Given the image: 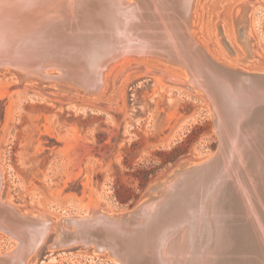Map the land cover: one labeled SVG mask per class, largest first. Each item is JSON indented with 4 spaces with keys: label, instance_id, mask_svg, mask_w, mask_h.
I'll list each match as a JSON object with an SVG mask.
<instances>
[{
    "label": "bare ground",
    "instance_id": "bare-ground-1",
    "mask_svg": "<svg viewBox=\"0 0 264 264\" xmlns=\"http://www.w3.org/2000/svg\"><path fill=\"white\" fill-rule=\"evenodd\" d=\"M193 2L0 0V65L14 67L23 81H46L55 86L63 82L64 88L73 87H67L73 94L79 90L95 94L102 89L114 63L124 55L159 58L183 70L184 88L197 89L204 98H210L220 128L219 141L227 151L211 172L206 173L204 167L198 173L182 170L163 182L129 220L92 210L91 214L58 225L45 215H24L0 197V231L17 242L16 248L0 258L3 264H24L27 255L57 228L58 237L65 242L71 240L77 223H85L79 225L84 229L82 233L101 226L102 220L115 221L116 228L135 229L134 223L151 220L161 206L177 200L174 196L179 189L182 192L178 193L187 197L182 204L185 210L175 218L176 223L167 224L170 232L158 227L155 238L136 258L137 264H173L174 260L180 264L182 260H186L184 264H264V165L260 170L256 163L253 169V154L245 141L249 128L254 136L262 128L264 138V72H243L212 57L189 32ZM245 8L241 5L236 14L242 41ZM243 42L251 48V41ZM47 69H56L58 74L52 75ZM213 91L222 109H226L222 123L219 110L216 114ZM247 149L251 161L245 157ZM235 186L243 194V207L235 202ZM242 218L250 230H246L247 239L236 243L233 252H239L240 257L235 259L229 249L230 229ZM253 224L257 232L254 237ZM103 236L114 243L109 246L114 258L120 264H129L115 246L119 230Z\"/></svg>",
    "mask_w": 264,
    "mask_h": 264
},
{
    "label": "rangeland",
    "instance_id": "rangeland-1",
    "mask_svg": "<svg viewBox=\"0 0 264 264\" xmlns=\"http://www.w3.org/2000/svg\"><path fill=\"white\" fill-rule=\"evenodd\" d=\"M246 2L241 25L251 48L231 22ZM219 20L233 53L217 36ZM189 25L216 60L264 72V0H195ZM183 76L159 58L124 55L97 93L68 96L54 83L21 82L16 71L0 68L1 199L24 215L56 222L89 209H133L158 180L181 163L203 160L217 145L208 103L197 89L183 87ZM116 196L129 199L121 204ZM47 235L24 264H116L93 246L54 247L56 233ZM16 246L0 231V254Z\"/></svg>",
    "mask_w": 264,
    "mask_h": 264
},
{
    "label": "water",
    "instance_id": "water-1",
    "mask_svg": "<svg viewBox=\"0 0 264 264\" xmlns=\"http://www.w3.org/2000/svg\"><path fill=\"white\" fill-rule=\"evenodd\" d=\"M193 1L195 2V0H193ZM194 2H193V6H194ZM247 2L241 4V5H245L247 7V8H245L246 9L245 10L246 13H247V9H248V3ZM235 14L236 13H234L232 15L231 22H232V25H233V27L235 29L237 39L240 40L241 37H242V32H241L242 29L240 28L238 17ZM216 30H217V36H219V38H220L219 40L223 44L225 50L229 54L233 53L232 48L229 46V44L224 39V36H223V33H222V22L220 20L216 24ZM6 67L10 68L11 70L16 71V74L19 77L20 81L21 82H25L20 77V73L14 67L0 65L1 69L2 68H6ZM51 70H55L57 72L55 74L51 73L52 75H57L58 74V70L49 69V71H51ZM37 82H38L37 85H43V84H47L48 85V83L46 81H44V83L41 82V81H37ZM65 87L66 88H64V83L63 82L60 85H56V88L58 90L66 92L68 96H71L73 94V92L68 90L67 87L70 88V89H73V87L66 86V85H65ZM79 93H81L80 90H79ZM213 94L215 96V98H213V101H214L215 106H216V109H215L216 110V114H218V110H219V112H220L219 113V117H220L219 121H220V123H222V121H223L222 118H224V112L226 114V109H222L221 104L218 102L219 96L217 97L215 92ZM85 95H90L91 96L93 94H88V93L85 92ZM202 99H204L205 102L206 101L209 102V104H210L209 109H210L211 115L213 117L214 134H215L216 139H217V145L215 147L214 152L211 153L210 155H208L207 157H205L203 160H201L199 162H195V163L194 162H191V163L184 162V163L179 164L174 170H172L162 180H158L154 185H152L146 191V193L143 195V197L141 198L139 203L133 209H131V210L127 211V212L120 213V214H110V213L104 211L102 208H99L100 210L108 213L109 215H112L113 218H119V220H125L128 217H129L128 220L132 219V218L135 217V215L137 213H139V211L142 209L143 205L146 203V200L148 198V194L151 193L152 191H154L155 188L161 186L163 184V182L169 181L170 179L175 178L178 172H180L182 170L190 169L192 171V173H198V169H200L202 167H204L206 169L205 170L206 173L207 172H211V170H213V167L215 166L216 161H218V160L220 161V159L224 158V156L227 154V151H226V148H224L223 141H221V143L219 141L220 137L218 136V132L220 131V128L218 126V120L217 121L215 120L214 109L212 107L211 100H210V98H204V97ZM258 129H259V134H257L256 136L251 135L249 133L252 130L251 128L247 129L246 130V132H247L246 135H248V136H247L245 141L248 144V148L251 147L250 151L253 154V169H256L257 166L259 165V169L261 170V169H263V165H264V151L262 152V150H264V142H263L262 139H264V138H262V135H263L262 128H258ZM220 144H221V147H220ZM251 153L248 152V149L245 152V157L246 158L249 157L248 159H250V161L252 160ZM256 163H258V165ZM256 175L258 176V174H256ZM184 188L187 189V186L184 187ZM179 190L182 192L181 189H179ZM178 191L175 192L176 194L174 196V198H176L177 200H173V201L171 200L170 202L168 201L166 204L161 206L162 207L161 210L159 209L157 212L155 211L156 212V216L151 218V220H149V221H139L138 223H134L133 226H137V228H135V229H126L124 227L116 228V222L115 221L102 220L101 221V226H97V227L93 226V228L90 231L87 230L86 232L82 233L84 229H82L79 225H84L85 223H77V224L74 225V229H73L74 234L71 236V240L69 242H65V241H63L62 239H60L58 237V232L60 231L59 228H57L56 230H52V231H54L56 233V237H55V239H54V241L52 243V246H54V247H59V246L60 247H69V246H74V245H77V244H79V245H81L83 247L93 246L96 251L107 252L108 255L112 258V260L116 264H120L119 261L116 260L114 258V256L112 255L111 249H109V246L114 244V243L111 242L110 240L106 239L103 236V235H106L107 232L113 234V233L118 232V230H119V237H118V239L114 240L115 241V246H118V250L120 251L121 256H123L125 258V260L129 264H137V262H136L137 259L136 258H139L141 256V253H142L143 248L146 245V243L149 242V241H152V239L155 238V236L159 232V228L158 227H162L161 228L162 230L164 229V230H168V232H170L172 229H169V226L167 224L168 223H170V224L176 223V219L178 217H180L181 214L183 213V211L185 210L183 208L184 205L182 206V204L186 201L187 197H185V193L180 195L178 193ZM234 194H236V198H235ZM234 194H233V196H234L235 202L238 204V206L243 207V201H244L243 194H241V192L239 191L237 186H235ZM89 210L84 211L83 214H81L82 213L81 212V213L77 214L76 216L67 214L66 216H63L57 222L52 217H50L48 215H47V217L50 218L55 224L61 225L63 221L64 222H68L70 220H73L72 218H76L78 216H84V215L91 214L92 210L91 211H89ZM244 223L246 224L247 221L245 220V218H242L241 222H236L235 223V225H237V226H235L234 229L231 226V229H230V231H231V238H230L231 245H230L229 249L232 252H233L234 248H236V243L238 244L239 242L243 241L242 240L243 238L244 239L246 238V236L248 234V233H246V230L248 228L250 230L249 224L245 225ZM178 225L179 224L177 223V226ZM244 225H245L246 228H244L245 230L242 231L241 228ZM77 227H80V228L77 229ZM176 229H177V227H176ZM256 234H257V232L256 231L254 232V224H253V237ZM43 242L39 245V247L43 244ZM6 252L7 251H5L4 253L0 254V258L4 257ZM31 254H33V251H31L27 256H29ZM232 256H235V259H237V257H240V254H239V252H233ZM177 261L178 260H174L173 264H180ZM185 261L186 260H182V264H184ZM153 262H156V261H153ZM3 263H4V261L0 260V264H3Z\"/></svg>",
    "mask_w": 264,
    "mask_h": 264
},
{
    "label": "trees",
    "instance_id": "trees-1",
    "mask_svg": "<svg viewBox=\"0 0 264 264\" xmlns=\"http://www.w3.org/2000/svg\"><path fill=\"white\" fill-rule=\"evenodd\" d=\"M149 174H151V173H146V174H143L142 175V178L144 179V182H146V180H147V176L149 175ZM116 199H117V201L119 202V203H121V204H124V203H127V201H128V197L126 198V197H122V196H116Z\"/></svg>",
    "mask_w": 264,
    "mask_h": 264
}]
</instances>
